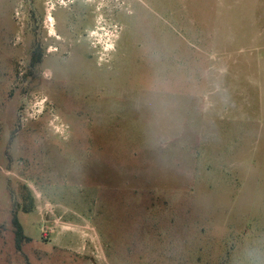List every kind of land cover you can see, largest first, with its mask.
<instances>
[{"label": "rangeland", "instance_id": "1", "mask_svg": "<svg viewBox=\"0 0 264 264\" xmlns=\"http://www.w3.org/2000/svg\"><path fill=\"white\" fill-rule=\"evenodd\" d=\"M0 264H264V0H0Z\"/></svg>", "mask_w": 264, "mask_h": 264}, {"label": "flooded vegetation", "instance_id": "2", "mask_svg": "<svg viewBox=\"0 0 264 264\" xmlns=\"http://www.w3.org/2000/svg\"><path fill=\"white\" fill-rule=\"evenodd\" d=\"M77 7V6H75ZM74 7V9H75ZM70 14V13H69ZM71 15V14H70ZM77 17V16H76ZM54 24L52 25L54 30L57 29L58 31H56L53 35V37H51V35H49V38H52L51 40H49V38H45L46 41H53V42H58L60 39H63L62 37L66 38H70L72 35L69 34L67 35L64 30H63V24L60 20H58L57 18H54ZM72 20V17L70 18V21L67 24V28L70 31V22ZM62 34V35H61ZM41 35H37L35 33L32 34V39H33V44L31 46V50H30V56H29V66L30 69H34L36 71V69L38 68H44L45 71L41 72L39 75L34 73H31V80H36V81H45V83L48 84V89H53L54 88V84L56 82V74L54 72V67L52 65H48V57L53 55V54H60L62 55V58L65 59L66 57H69L71 54V51H67L65 49H56L55 51L47 48V46L45 48H43V45L40 43L42 39H40ZM76 36V35H75ZM74 37V36H73ZM75 38V37H74ZM63 39V40H65ZM65 42V41H64ZM47 67V68H45ZM46 70L50 73V76L45 75L46 74Z\"/></svg>", "mask_w": 264, "mask_h": 264}, {"label": "trees", "instance_id": "3", "mask_svg": "<svg viewBox=\"0 0 264 264\" xmlns=\"http://www.w3.org/2000/svg\"><path fill=\"white\" fill-rule=\"evenodd\" d=\"M27 212V210H26ZM13 225L15 231V238H16V246L18 249L21 248L25 240H29L24 233V228L18 219V215L15 213L13 217Z\"/></svg>", "mask_w": 264, "mask_h": 264}]
</instances>
